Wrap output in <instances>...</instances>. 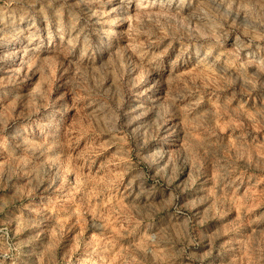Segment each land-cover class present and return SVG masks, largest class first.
Here are the masks:
<instances>
[{"label": "rangeland", "instance_id": "obj_1", "mask_svg": "<svg viewBox=\"0 0 264 264\" xmlns=\"http://www.w3.org/2000/svg\"><path fill=\"white\" fill-rule=\"evenodd\" d=\"M0 264H264V0H0Z\"/></svg>", "mask_w": 264, "mask_h": 264}]
</instances>
